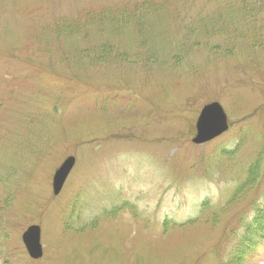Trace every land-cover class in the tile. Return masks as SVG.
Wrapping results in <instances>:
<instances>
[{
    "label": "rangeland",
    "instance_id": "374dc122",
    "mask_svg": "<svg viewBox=\"0 0 264 264\" xmlns=\"http://www.w3.org/2000/svg\"><path fill=\"white\" fill-rule=\"evenodd\" d=\"M257 224L264 0H0V264H264Z\"/></svg>",
    "mask_w": 264,
    "mask_h": 264
},
{
    "label": "water",
    "instance_id": "95a60500",
    "mask_svg": "<svg viewBox=\"0 0 264 264\" xmlns=\"http://www.w3.org/2000/svg\"><path fill=\"white\" fill-rule=\"evenodd\" d=\"M196 128L197 134L193 138V142L197 144L209 141L225 132L228 129V120L221 104L218 102L206 104L198 116ZM74 164L75 158L71 156L56 170L53 178L55 194H58L62 189ZM23 239L32 257L38 258L42 256L43 251L40 242V228L38 226H30L23 234Z\"/></svg>",
    "mask_w": 264,
    "mask_h": 264
},
{
    "label": "trees",
    "instance_id": "16d2710c",
    "mask_svg": "<svg viewBox=\"0 0 264 264\" xmlns=\"http://www.w3.org/2000/svg\"><path fill=\"white\" fill-rule=\"evenodd\" d=\"M258 227H259V226H258V224H257L256 228H254V229L252 230V234L255 235V240H256L257 238H259V237H261V239L264 240V236L260 233V229H259ZM256 242H257V240H256ZM257 243L260 244L259 242H257Z\"/></svg>",
    "mask_w": 264,
    "mask_h": 264
}]
</instances>
